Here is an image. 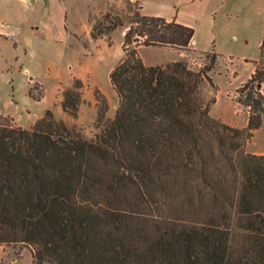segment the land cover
Instances as JSON below:
<instances>
[{"label":"trees","instance_id":"trees-1","mask_svg":"<svg viewBox=\"0 0 264 264\" xmlns=\"http://www.w3.org/2000/svg\"><path fill=\"white\" fill-rule=\"evenodd\" d=\"M123 24L106 10L90 38ZM194 31L133 12L109 73L117 108L105 119L97 90L93 137L50 108L30 128L0 113V245L26 246L34 264H264V153L245 149L262 123L264 61L235 90L248 111L238 127L213 116L215 98L201 93L218 53L203 52L210 63L194 69L186 57L146 64L138 52L189 50ZM82 85L74 78L62 91L71 117Z\"/></svg>","mask_w":264,"mask_h":264},{"label":"rangeland","instance_id":"rangeland-1","mask_svg":"<svg viewBox=\"0 0 264 264\" xmlns=\"http://www.w3.org/2000/svg\"><path fill=\"white\" fill-rule=\"evenodd\" d=\"M173 4L185 13L192 9L200 15V43L212 49L210 42L214 40V50L222 55L209 71L212 82L201 85L205 99H216L211 112L233 126H245L248 111L235 100V90L253 71L254 59L264 61V45L259 50L263 25L258 21H231L220 12L213 22L209 8L199 0H175ZM172 8L165 6L160 10L169 14ZM106 10L120 15L124 24L107 36L92 40L91 21ZM136 10L141 11L137 0H0V111L8 113L5 115L13 119V124L18 125L16 117L28 126L32 117H41L50 108L57 118L69 125L76 123L85 135L93 137L99 131L97 90L107 103L104 118L114 117L118 96L109 73L124 56L123 33ZM184 52L194 69L210 63V54ZM139 55L146 64L176 58L173 51L156 46L141 47ZM248 59L253 61L246 62ZM25 67L37 80H29ZM74 78L82 80L83 102L77 116L71 117L62 110L60 102L63 89ZM29 89L33 97L40 99L29 96ZM245 149L264 153V113L261 126L246 142ZM0 264L34 263L26 246L1 244Z\"/></svg>","mask_w":264,"mask_h":264},{"label":"crops","instance_id":"crops-1","mask_svg":"<svg viewBox=\"0 0 264 264\" xmlns=\"http://www.w3.org/2000/svg\"><path fill=\"white\" fill-rule=\"evenodd\" d=\"M137 1L139 4V9L141 10V12L145 14L161 15V16L166 17L167 19H176L178 22L192 26L195 31L189 42V50L197 51V52L215 51L214 50V40L210 42V47L212 49H208L207 46L202 45L200 43V40L198 39V36H197L198 30L200 29V24H199L200 15L191 11L192 9L189 11V13H185V11H183V9H180V7L176 8V6H174L173 3L175 0H137ZM192 2H196V1H192ZM199 3H203L205 6H207V8H209L210 13L213 15V18H212L213 22L217 20V14L220 12L224 14L226 18L231 21H258L263 25V29H264V0H199ZM188 4L190 5L192 3H188ZM165 6L173 7L172 11L169 14H165L160 10ZM195 7L196 5L194 6V8ZM263 29H262V32H263ZM210 35H211V32H210ZM261 39L259 43H261ZM143 46L144 45H141L138 47V52L140 48ZM156 47H162L167 50H171L176 54V58H173L167 61L178 60L186 56L183 49H177L171 46H156ZM215 52L218 53L217 51ZM218 54L221 55L220 53ZM167 61H164V62H167ZM252 61L253 60L248 59V61L246 62H252ZM24 72L27 74L26 76H28L29 80H32V81L37 80V76L35 74H31L28 68L25 67ZM212 105H211L210 112L212 110ZM2 113L8 114L4 112ZM211 114L213 113L211 112ZM213 115L218 116L216 114H213ZM38 117L39 115L32 117L29 120L28 126L21 124V122H19V120L16 117H14V121L18 125H21L25 128H30L31 125L35 122V120Z\"/></svg>","mask_w":264,"mask_h":264},{"label":"built area","instance_id":"built-area-1","mask_svg":"<svg viewBox=\"0 0 264 264\" xmlns=\"http://www.w3.org/2000/svg\"><path fill=\"white\" fill-rule=\"evenodd\" d=\"M26 3H32L35 0H24Z\"/></svg>","mask_w":264,"mask_h":264}]
</instances>
